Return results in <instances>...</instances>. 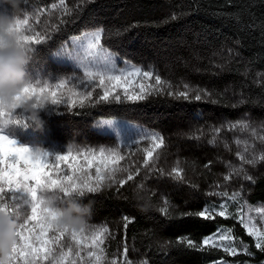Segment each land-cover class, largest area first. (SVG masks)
Returning a JSON list of instances; mask_svg holds the SVG:
<instances>
[{
  "label": "trees",
  "instance_id": "obj_1",
  "mask_svg": "<svg viewBox=\"0 0 264 264\" xmlns=\"http://www.w3.org/2000/svg\"><path fill=\"white\" fill-rule=\"evenodd\" d=\"M22 7L40 12L41 23L53 26L58 43L100 23L106 49L153 71L142 83L155 85L157 74L165 82L156 86L163 91L153 88L142 101H88L68 111L73 119L94 122L113 117L107 112L124 104L159 118L153 127L163 145L157 149L151 138L115 144L122 157L115 164V181L105 179L97 191L84 193L85 203L94 202L88 225L108 229L105 255L120 256L122 264H264V251L238 218L243 198L225 195L224 202L210 196L226 168L225 141L214 133L243 113L264 118V84L252 77L253 72L264 75V0H26ZM232 47L238 56L219 57ZM183 91L188 99L177 98ZM39 116L45 129L51 118ZM225 140L233 145L232 138ZM1 195L13 194L5 190ZM140 196H146L147 207ZM248 201L264 205V174L249 184ZM221 204L227 218L216 214ZM206 208L214 218L198 215ZM222 234L228 237L223 247L203 243Z\"/></svg>",
  "mask_w": 264,
  "mask_h": 264
},
{
  "label": "rangeland",
  "instance_id": "obj_2",
  "mask_svg": "<svg viewBox=\"0 0 264 264\" xmlns=\"http://www.w3.org/2000/svg\"><path fill=\"white\" fill-rule=\"evenodd\" d=\"M25 13H21L20 15V18H27L29 20L28 30L25 34L34 36L36 33H40L45 37L41 44L36 45L33 43L30 45L35 49L36 55L33 62L28 66V71L33 84H37L38 87H43L45 83L49 85L48 95L44 96L41 94V101H43L44 106L37 111L39 114H48L51 119L47 121L45 129L32 128L31 125L33 123L28 119L30 114L24 109L18 108L12 112L10 117L5 118L8 119L7 124H0V135L7 136L9 139L14 140L18 146L27 147L34 153L47 154V162L53 166L47 171L53 173L52 178L54 179L74 175L68 161H55L57 155L66 154L70 148L74 150V155L78 151L80 159L73 160L71 163L76 168H79L83 163L84 154L94 153L97 160L91 166L83 164L84 171L76 172L75 175L90 177L91 186L96 187L97 168L101 169L100 175L107 176L112 169H115V164L117 163V161L113 162L110 159H100L101 151H103L104 157H109L112 153H117L118 151L115 144L129 146L141 140L151 138L149 135L139 134L141 132L155 133L162 138L160 133L153 127L154 123L157 124L159 122V118H157V114L139 111L124 104L122 108L115 107L107 112V114L113 117L101 118L94 122L80 121L69 116L68 111L76 105H81L88 101L95 104L103 102L100 97L103 95L104 89L99 83V78L93 77L89 79L85 77L82 69L75 68L70 60L55 54L62 46L67 45L71 47L72 40L77 37H72L67 41L58 43V41L53 39L56 36L55 33H52L53 26L47 25L46 22L44 25L41 23L40 12H29L25 9ZM98 24L100 23H94L91 27H88L86 32L95 31L97 28H100ZM101 46L117 58L119 69H129L131 66H137L142 69L140 65L123 59L113 51L106 49L103 46V35ZM226 53L235 55L237 51L233 47L227 48L223 50V53H219V57H221V54L226 55ZM244 71L247 74L249 69H245ZM252 77L256 83L264 84L263 74L253 72ZM61 80H66L67 83L64 87L57 88L56 85ZM140 83H142V79L137 77L133 84L127 85L130 95L140 93ZM124 87V85H121L113 89L112 96L109 97L108 101H119L114 99L117 94H119L120 99L128 101L124 96ZM52 91L57 93L56 99L59 103L56 105L51 104ZM88 92H91L92 95L88 96ZM256 117L252 116V114L246 113L244 115L243 113L239 121L246 122L249 127L240 128L238 121L236 123H229L228 128L223 124V127L214 133L221 143L225 141L226 149L224 150L226 157L224 163L226 168L225 176L215 186L210 196L216 201L224 202L227 200V197L232 199L242 197L243 204L241 205L238 218L243 227L247 232L251 228L256 233H264V205H251L248 201L249 184L254 181V178L264 174V159H261L264 156V118L262 116L260 117L261 119ZM104 120H111L112 123L104 124L102 123ZM134 120L142 123H136ZM231 125H237V127H232ZM231 133H233V136ZM227 138H232L233 147L231 145L230 147L228 146L225 140ZM4 150L7 152L8 148ZM152 157H149V159ZM241 157L244 159H241ZM247 161L254 162L248 163ZM56 165H59V167L56 168ZM4 187L7 190V186L5 185ZM1 194L0 201L13 202L10 195H6L2 199ZM16 195L19 196V193ZM225 195L226 198L224 197ZM20 199L17 203L20 205L21 216L22 218H26L28 215H31L30 205L27 204L28 197L26 194H21ZM245 225H248V228ZM99 229H102V227H91L88 225L87 230L82 235H78L76 239H73L70 233H65L58 242H52L49 245L52 253L48 258L44 259L43 254H41L37 264H56V260L61 255L64 256L62 264H96V256L101 257V264H112L113 261H115V264H122L124 260L120 256L108 258L105 255L103 243L106 240V233L100 234L102 243L98 245L94 244L92 236ZM53 235L54 233L51 231L47 234L48 237ZM222 235L227 236L226 234ZM222 235L213 237L214 239L210 240L209 243H216L218 246L223 247L227 239L221 241L220 236ZM253 237L256 241V237ZM89 253L93 255L90 256ZM214 264L229 263L217 262Z\"/></svg>",
  "mask_w": 264,
  "mask_h": 264
},
{
  "label": "snow or ice",
  "instance_id": "obj_3",
  "mask_svg": "<svg viewBox=\"0 0 264 264\" xmlns=\"http://www.w3.org/2000/svg\"><path fill=\"white\" fill-rule=\"evenodd\" d=\"M61 4L64 3V0H60ZM175 19V16L172 17ZM29 20L27 18H20L17 22L18 30L22 33V39L25 43L32 45L33 43L39 45L44 41L45 37L40 33H36L34 36L26 35L25 32L28 30ZM104 29L97 28L95 31H90L84 33L83 36L74 38L71 42V47L67 45L62 46L55 53L58 56L70 60L74 67L77 69H82L84 76L89 79L93 77L99 78V83L103 87V95L100 97L103 101H108L109 97L112 96V91L115 88L124 85V96L129 101H142L145 99L149 91L155 88L156 92L163 91L162 87H156L164 85L165 82L162 81L160 75H155V85H145L144 83L139 84L140 93L139 94H129V89L127 85L133 84L135 78L140 77L142 80H148L153 77V71H143L140 67L131 66L129 69H119L118 61L111 53L107 52L101 46V40ZM235 55H239L236 53ZM118 73V74H117ZM66 80H61L59 84L56 85L57 88L64 87L66 85ZM187 87V86H185ZM49 85L44 84L43 87H38L37 84L29 83L22 90V97L33 99L39 103L42 99L41 94L44 96L48 95ZM172 93L170 92L169 95ZM88 96H91L92 93L88 92ZM52 100L51 104L56 105L59 101L56 99L57 93L55 91L51 92ZM189 92L183 91L177 94V98L188 99ZM19 99V98H18ZM115 100H120L119 94L114 97ZM201 99L200 94L195 95V100L199 101ZM243 103V101H241ZM12 115L10 111H0V120L4 121V124L8 123V118ZM104 124H111V120L102 121ZM238 126L240 128H247L249 125L244 121H239ZM232 127H237L233 125ZM139 134L149 135L152 141L155 143L156 148H160L163 145V139L155 133H145L141 132ZM215 141H210L214 143ZM5 148H8V151L5 152ZM27 147H21L16 144L14 140L9 139L5 135H0V193L5 192V185L7 186V191L12 193L11 200L12 203H7L0 201V210L4 211H15L17 217L20 221V226L17 231L18 243L13 247V253L11 256V264H37L38 259L43 254V258L47 259L48 256L52 253V249L49 246L52 242H58L65 233H70L73 239H76L78 235H82L84 231L80 232H69L63 230L56 226L55 217L57 213L52 209L43 208L41 202L39 201L37 193L40 188L44 185L49 187H62L64 195H68L71 192H95L97 191L100 184L105 180L115 181V172L118 169H112L107 176L100 175L101 169L97 168L98 175L96 176V187L91 186V178L83 175H75L76 172H83V164L91 166L96 160L97 157L94 153H85L83 156V163L76 168L72 165L73 160L80 159V153L77 151L74 155V150L69 149L66 154L57 155L55 161L63 162L68 161L69 167L73 169L74 175H67L63 178H52L53 173L47 171L51 166L47 160V154H41L36 152L34 154ZM148 157L152 156V152L147 153ZM100 159H110L113 162L119 161L122 157L118 153H112L109 157H104L103 151H101ZM241 159H244L241 157ZM264 159V156L261 157ZM248 163H253L254 161H247ZM145 165L148 164V160H144ZM56 168L59 165L55 166ZM127 171V169H124ZM176 172V169H173ZM177 178H179V173L177 172ZM132 175L127 176V180H132ZM119 184L123 185L124 180H119ZM19 193V196L16 194ZM21 194H26L28 197L27 204L30 205L31 215H28L26 218H22L20 212V205L17 201L21 200ZM162 211L167 212V209H162ZM210 210L205 209L200 211L198 215L204 219L214 218L209 214ZM220 217L227 218V208L226 205H220V211L216 213ZM248 228V225H245ZM54 233L53 236L48 237L49 232ZM107 228H102L93 233V242L98 245L102 243L101 233H106ZM249 236L256 237V247L261 251H264V233H256L251 228L248 229ZM213 237L206 238L203 243L205 245L209 244L210 240H213ZM228 239L227 236H220V240L223 241ZM79 243V241H78ZM189 247H195L191 240H188ZM215 247V245H213ZM225 252H231L232 255H235V250L229 247H224ZM92 256V253H89ZM55 259V258H54ZM64 256L61 255L56 264H62ZM96 264H101V257H95ZM115 264V261L112 262ZM127 264V260H125Z\"/></svg>",
  "mask_w": 264,
  "mask_h": 264
},
{
  "label": "clouds",
  "instance_id": "obj_4",
  "mask_svg": "<svg viewBox=\"0 0 264 264\" xmlns=\"http://www.w3.org/2000/svg\"><path fill=\"white\" fill-rule=\"evenodd\" d=\"M26 0H0V111L13 112L18 108L29 113L28 119L36 128L43 126L38 109L44 106L33 99L23 98L22 90L31 83L28 66L36 52L22 39L17 22ZM26 14V13H25ZM19 98V99H18ZM5 122L0 120V124ZM43 208L54 210L57 227L69 232L86 231L93 215L94 202H84V193L69 192L62 187L44 185L37 193ZM147 207L146 196H140ZM20 221L15 211L0 210V264H11L13 247L18 243Z\"/></svg>",
  "mask_w": 264,
  "mask_h": 264
}]
</instances>
